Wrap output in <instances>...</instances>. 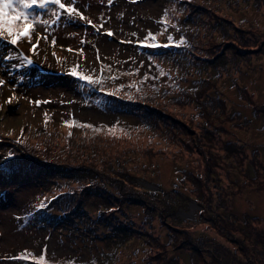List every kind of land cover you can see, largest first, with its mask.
Here are the masks:
<instances>
[{"label": "trees", "instance_id": "1", "mask_svg": "<svg viewBox=\"0 0 264 264\" xmlns=\"http://www.w3.org/2000/svg\"><path fill=\"white\" fill-rule=\"evenodd\" d=\"M206 2L166 1L159 30H146L147 36L134 44L135 50L151 61L139 79L138 68H134L131 78L121 80L123 71L118 69L112 74L110 66L101 67L97 73L79 65L66 66L69 74L76 68L98 81L89 84L72 75L81 100L115 113L116 122L95 124L70 115L56 123L47 116L39 126L21 127L14 138L1 135L4 131L0 126V197L11 187L29 186L18 220L21 229L37 242L36 247L25 248L13 257L28 254L29 259L22 260L24 264H35L42 255L48 264H264V258L237 227L241 218L235 213L223 214L224 209H231L232 194L240 191L244 195L251 185L264 188V173L259 170V162L264 165V104L256 101L247 86L250 84L239 73L238 80L229 74L232 82L245 80L247 84L226 85V68L221 67L223 54L231 56L237 47L252 44L248 49L250 59L264 54V22L258 17L264 12V0H227V6L232 3L238 7H230L225 13L221 8L214 9L215 13L207 14L210 22L216 19L218 24L213 27L214 33H206L211 43L200 52L197 46L188 50L185 41H192L191 34L182 40L187 50L175 46L174 41L169 47L149 46L169 44L162 34L170 28L169 17L182 12L194 18V13L208 12ZM243 7L248 9L249 17L239 20L242 10L237 9ZM165 12L167 24L162 22ZM223 20L224 28L220 25ZM149 33L155 41L148 38ZM174 34L169 31V37ZM5 39L0 37V41ZM223 39L231 44L224 51ZM19 52L15 46L9 55ZM181 58L187 62L183 66L178 65ZM23 63L26 72L33 67L40 73L54 71L48 63L28 64L25 59ZM162 64L168 68L162 70ZM215 68L219 71L213 77ZM254 70L251 65L237 71L256 79L258 73ZM235 89L251 107V114L230 105L229 92ZM177 106L181 108L171 109ZM163 111L171 117H163ZM153 112L156 119L151 120ZM124 116H131V122ZM254 130H258V137L252 141L244 138ZM189 134L194 138L188 140ZM133 137L146 146L133 142ZM163 139L168 144L164 145ZM185 150L191 160L186 158ZM163 158L172 160L171 172L165 168ZM225 159L231 161L230 167ZM211 170L220 175L219 181L213 178L212 184L202 187L203 200L200 195L194 198L192 179L205 182L212 176ZM223 173L229 181L222 179ZM241 175L245 183L238 180ZM140 180L158 188H149ZM192 200L200 205L193 217L175 214L179 209L189 210ZM242 220L245 224L247 219L243 216ZM134 240L142 245L131 253L128 248ZM50 242L75 251L59 256L48 251ZM34 248L39 250L35 252ZM129 255L137 258L122 260V256Z\"/></svg>", "mask_w": 264, "mask_h": 264}, {"label": "rangeland", "instance_id": "2", "mask_svg": "<svg viewBox=\"0 0 264 264\" xmlns=\"http://www.w3.org/2000/svg\"><path fill=\"white\" fill-rule=\"evenodd\" d=\"M166 1L167 0H113L112 3H109V0H75V5L73 6L87 18L86 20L79 19L78 16L74 19H69L61 10L62 14L59 22L49 25L37 23L30 41L28 39H22L17 45L13 46L12 44L9 45V41L3 38L8 42L0 41V80L4 81V83L0 85V126L4 131L1 135L14 138L18 135V131L21 127L28 129L30 127L28 124H36V126L41 125L46 118V114L56 123H59L60 120L70 115L83 120L92 121L95 124L111 125L116 122L117 115L115 113L106 112L96 106L88 105L81 100L77 82L74 77L67 72L69 70L66 66L73 67L79 65L82 68L89 69L96 73L101 67L110 66L111 69L109 71H111L112 74L117 72L118 69L123 71L121 80L131 78L134 68H138L140 71L136 79H139L143 76L142 71L148 70L151 61L136 51L134 44L141 39L142 36H147H145L146 30H152L153 32L159 30L158 28L160 26L158 21L161 16H163ZM240 1H242V3L243 1L245 2V0ZM62 2L67 3L68 0H62ZM205 2L209 7L207 9L208 12L203 13L201 11L200 13H194V18H189L188 15L186 16L182 14V12H179L176 14L175 18L172 16L169 17L171 25L168 23V26L170 25L168 31L163 28L165 31L163 33L160 31L159 33L169 37L171 36L169 35V31L171 30L174 32L175 34L172 38L175 39H173V43L180 42L186 35L191 34L192 37H189V39L192 41H185L188 45V50L197 46L196 51L198 50L197 52H200L201 49L205 48L204 46H206L208 42L211 43V38L208 36L210 33H214L213 27H217L218 24L216 19H211L213 21L210 22L211 16L207 14L215 13L214 9L218 10L221 8L225 13L230 7H238L236 4L232 3H230L228 7L227 0H213L212 2L205 0ZM173 4V2L169 3V5ZM55 8H58V6H50V9ZM50 9H39L33 6L29 11L41 14V18L44 20H52L53 17L51 16ZM237 10H242V13L238 16L239 20H244L249 17L247 8L243 7V9L239 8ZM231 12L234 14L235 10H231ZM256 12L259 13L258 11ZM258 17L264 22V12L258 14ZM88 20L92 21V24H89L87 22ZM221 24H223V28L226 27L224 20L220 22V25ZM100 25H103V27L100 28ZM109 31L114 33V35H108L107 33ZM43 36L47 38H40ZM53 39H55V46L52 44ZM167 41L169 40L167 39ZM223 41L224 51L226 45L231 44L228 43V39H223ZM242 41L243 40H241V42ZM33 45H37L35 52L31 51ZM180 45L184 46V49L187 50L183 43ZM15 46L19 47L20 52L16 56L9 55V51H12ZM250 47H252V44H250L248 48L243 46L241 48L237 47L236 50L233 49L231 56H224L223 54L224 65H221V67L226 68L224 72L227 77V81H225L226 85H230L231 87V84L234 85L235 83H239L238 81L232 82L229 77L231 73L232 76L236 78L239 73L242 76L241 79H246L247 83L250 84L247 86L249 91L254 95L256 101L260 104H264V54L250 59V50H248ZM69 48H71L72 51H69ZM218 50L219 49H217V51ZM202 53H205V50L202 51ZM25 56L32 58L34 63H48L54 71L40 73L38 70L39 68L36 67H33V69L31 68L27 72L23 71L22 66L25 65L23 63ZM177 61L179 62L178 65L182 66L187 63L182 58ZM238 64H240V66H237ZM251 65L255 68L254 71L258 73L256 79L250 75H243L242 72L237 71L241 68L247 69V67ZM167 68L168 65L162 64V70ZM215 71L219 70L216 68L214 69L213 77L216 74ZM126 74L127 77L124 78ZM236 79L238 80V77ZM242 81L243 80H241L240 83ZM242 83L247 84L245 80ZM229 94L231 97L230 105L233 106V109L242 110L246 114L252 113L251 107L247 105L244 99L240 98L236 89L230 91ZM9 98H11V100ZM37 101L40 103H35ZM179 108L181 107L177 106L171 109L178 110ZM164 114L165 115H161L163 117H166V115L171 117V114L166 112H164ZM154 118L156 119L155 112H153L151 120ZM124 119L131 122L132 117L124 116ZM166 121L168 122L169 119H166ZM250 133L245 135L244 138L252 141L253 138L258 137L256 134L258 130H254L253 133ZM186 136L188 140H190L191 137L194 138L190 134ZM155 138L159 139V136L157 135ZM262 138L264 142V136ZM3 141L9 142V139L3 138ZM134 141L139 146H146L145 142L140 144V141H137L136 137H133V142ZM162 143L164 145L168 144L165 139H163ZM150 145L151 144H147V146ZM181 149L182 147L180 146L179 150ZM184 152L188 155L186 158H192L186 150ZM1 156L2 154L0 153V157ZM163 161L165 168L171 172L173 167L172 160L163 158ZM194 162L197 164L196 161ZM224 163L227 167L231 166L229 165L231 161L225 159ZM247 163L249 164V162ZM133 170H131L132 173ZM259 170L264 173V165L260 162ZM226 171L227 169L223 168L222 172L226 173ZM210 173L212 176L209 178L206 177L208 180L205 182H203L202 179H192L193 185L190 190H194V198L199 197L202 192V187H206V185H208L207 183L212 184L213 178L219 181L218 178L220 175L217 176V173H214L213 170H211ZM225 173L221 174V177L223 180L229 181L224 175ZM233 173L239 174L237 171H233ZM234 178L237 179L238 176ZM245 179L246 178L241 175L238 180L245 183ZM140 182L144 183L149 188H158V186L153 183L145 182L144 180H140ZM216 186L219 188L217 182ZM28 195L29 186L20 184L18 187L9 188L6 194L0 197V264H24L20 259H13V256H16L15 254H18L25 248L30 249L36 247L37 242L34 241L30 233L21 229L18 220L19 210L24 205ZM165 197H168V195L166 194ZM200 199L203 200V196ZM224 200L225 198L223 195V202ZM217 202H219L218 197ZM229 204L231 209H224L223 214L226 215V213L229 212L230 216L232 213H235L241 218L243 223L239 221L237 227L239 229L242 228L243 233L252 242L255 251L264 258V226H261V220H264V188H259L256 185L248 186L244 195L241 194L240 191L232 194ZM199 207L200 205L197 201L192 200L189 205V210L179 209L175 214L181 215L184 218L188 216L193 217L195 210ZM244 213H248L251 217L249 216V218H246ZM243 216H245V220L247 219L245 223L246 227L242 220ZM53 243L54 242L49 243L48 251H54V253L59 256L70 254L75 251L73 248L57 246ZM140 245H142L141 241L134 240L128 248V251L131 253L135 252L140 248ZM34 249L35 252L39 250L38 248ZM182 255L184 256L183 253ZM140 256L142 257V253ZM186 257H188L187 254H185V258ZM121 258L122 260H130L136 259L137 256L129 255L125 257L122 256Z\"/></svg>", "mask_w": 264, "mask_h": 264}, {"label": "snow or ice", "instance_id": "3", "mask_svg": "<svg viewBox=\"0 0 264 264\" xmlns=\"http://www.w3.org/2000/svg\"><path fill=\"white\" fill-rule=\"evenodd\" d=\"M113 0H109V3H112ZM75 0H68L67 3L62 2V0H0V37L6 38L10 41L12 45H17L22 39L27 38L29 41L33 35V31L37 23L43 25L55 24L60 21L61 10L63 14H66L69 19H74L78 16L79 19L86 20L87 18L83 16L82 13L78 12V9L74 7ZM33 6L39 9H50V6H58V8L50 9L52 20H44L41 18V14H38L34 11H29ZM167 12H165V19L162 21L164 24H167ZM89 24H92V21H87ZM31 26V27H28ZM103 25H100L102 28ZM108 35H114L111 31L107 33ZM46 39V36L40 37ZM148 38H151L155 41V36L152 33L148 34ZM169 44L157 45L152 43L149 46L151 47H169L172 45L173 38L168 37ZM183 41L176 42L175 46H179ZM53 46H55V39L52 41ZM37 45H33L31 51H36ZM69 51H72L69 48ZM25 61L28 64H32L33 61L30 57L25 56ZM71 75L78 77L80 80L87 81L89 84H95L98 81L93 79L92 76L84 75L79 73L76 68H73ZM4 81L0 80V85ZM11 100V98H9ZM40 103V102H35ZM47 118V114H46ZM65 124H68L66 121ZM95 127V126H89ZM9 155H13L9 153ZM13 259L28 260L29 255L22 253L18 257H13ZM35 264H48L45 256H41L36 259Z\"/></svg>", "mask_w": 264, "mask_h": 264}]
</instances>
